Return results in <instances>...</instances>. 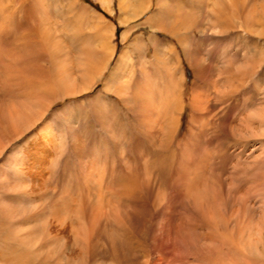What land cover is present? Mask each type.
I'll return each instance as SVG.
<instances>
[{
  "label": "bare ground",
  "instance_id": "6f19581e",
  "mask_svg": "<svg viewBox=\"0 0 264 264\" xmlns=\"http://www.w3.org/2000/svg\"><path fill=\"white\" fill-rule=\"evenodd\" d=\"M55 1L0 0V264H152L153 255L160 264H176L183 202L205 224L209 243L220 242V251L210 246L217 259L245 263L249 256L264 264V171L253 188L262 214L256 218L224 165L207 179L210 158L201 151L216 130L242 139L262 133L254 120L238 114L231 121L228 113L231 89L245 91L256 74L251 54L243 56L247 65H234L226 42L215 41L225 44L220 54L203 43L208 34L232 31L243 39L264 38V0H187L195 7L189 10L182 0H115L116 11L112 0H94L107 15H117L119 25H128L120 35L127 47L110 69L117 27L80 1L60 0L61 12L52 8ZM141 17L150 33L146 40H129L131 23ZM15 20L12 27L22 34L12 39L8 24ZM177 46L194 77L187 92ZM98 82L100 91L89 97ZM75 97L78 113L67 105L50 111ZM117 104L127 129L115 115ZM258 114V124L264 123ZM55 117L63 146L79 163L70 182L66 173L53 177L65 148L60 129L51 128ZM184 124L186 136L179 139ZM91 127L98 134L91 136ZM21 141L24 149L5 152ZM223 149L216 152L225 161ZM243 170L236 168V175ZM221 197L231 206L226 216ZM221 225L228 234H219ZM150 228L160 235L152 253L143 246Z\"/></svg>",
  "mask_w": 264,
  "mask_h": 264
},
{
  "label": "rangeland",
  "instance_id": "374dc122",
  "mask_svg": "<svg viewBox=\"0 0 264 264\" xmlns=\"http://www.w3.org/2000/svg\"><path fill=\"white\" fill-rule=\"evenodd\" d=\"M58 1H59V3L58 2L56 3V1H55L56 5L55 6L52 5V8L55 9V7L57 6L61 12V6L65 2L62 3V1H60V0H58ZM77 1H80L81 5H86L87 8L90 7L89 10H92L94 13H97L98 15L103 16L106 21H108L109 23L114 25L113 27H117V29L115 30V36H114L115 53H114V57L111 61V64L109 66V69L112 68V66H113L114 62L116 61L117 57L119 56L120 52L123 49L125 50L127 47V45H123L120 43V35L125 30H127L128 25L127 26L119 25V23L117 22V15H115V16L107 15V13L104 12V10L101 8V6L99 4L97 5V3H95L94 0H77ZM167 1L171 2L170 0H167ZM182 1H183L184 9L185 8H187V10L195 9L193 3L190 4V2L187 0H182ZM115 2H116L115 0H112V3H113L112 8H113V10L116 11ZM151 3L154 4V0H152ZM153 6L154 5H152V8H153ZM63 10L66 12V6L65 5H63ZM150 12H152V11H150ZM144 20H145V18L141 17V18H139V20L135 21L137 23H135V22L131 23L130 26H131V28L133 27L134 29H132V33H133L132 38H130L129 40H132L135 36H141V35H142V38L144 40H146V38H147L146 35H148L150 33V30H149L148 26L142 25ZM17 22L23 26L26 24V21L23 18L17 20ZM14 24H16V20L9 22V24H8V27L10 30V31H8V37L12 38V39L19 37L22 34V32H18L16 34V31L12 27V26H14ZM192 35L195 36V38L198 37V34H196L195 30L192 31ZM237 36L238 35L236 34V32H233V31L227 33L225 36H223V35H217L216 36L213 34H208L207 39L204 41V43H203V41L201 43H203L204 46L207 45L206 47H208L210 49H214L216 54H220L221 52H223L221 46L226 44L227 47H226V50L225 49L224 50L227 52V56L232 59V62L234 65H236L237 63H243V64L247 65L246 60L243 59V56H244V54H246L247 56H249L251 54L250 56H252V58H253V66L255 64V67H256V74H255V76H253L251 78V80L247 84L245 91H242V92L238 91L237 92L236 89H234L235 91L233 89H231V96H230V99L228 100L231 106L229 108L228 113H229V117H230L231 121H233L232 119L237 118L238 114H239V116L243 115L244 117H248L249 122H252L254 120L253 124H256L255 127L258 130H260L262 133H261V135H258L255 137H248L246 139L245 138L242 139V138H236L234 136L224 134L223 132H221V130H216L215 133H210L209 135H207L208 137L206 136V138H205L206 141H204L205 143L204 142L201 143L202 144L201 145V151H203V152L207 151L208 156L210 158L208 161L209 166L208 165H207L208 167L206 166L207 172H208L206 175V176H208L207 179L209 178V181H210V179H212L211 170L213 168H215V169L217 168V170H220L221 166L224 165L227 178L230 179V182L233 185L237 186V189H239L238 191L240 193L242 191L241 194H243L242 195V197H244L243 200L246 202V205L248 204V209L251 210L249 213L254 212L255 217L257 218L258 215H262V214L259 210V203L260 202H259V200L254 198V195H253L254 189L253 188L256 185V175L258 176L262 171H264V169H263L264 164L262 163V161L264 159V150H261V148L264 149V132H263L264 131V123L258 124L259 121L256 120V117L259 115L258 112L262 113V115L264 116V38H262L261 40H254L255 38L244 37V39H243L242 37H237ZM155 37L157 39H160V40L163 39L166 41H171L172 43L174 42L172 38L167 37L165 34H159V35L156 34ZM215 41H218L219 43L224 41L226 43L219 45V44L215 43ZM13 47H15V46L13 45ZM176 51H178V54L180 55V63L178 64L177 69H178V71H180V69H181V73H182L183 79H184L183 92H185L187 88H190L192 86L191 83L194 81V77H193L192 71L190 70V68L187 65V61L184 58H182V54L179 51L178 46L176 47ZM129 52H130V50H129ZM130 53H132V52H130ZM150 53H151V50L149 51L148 54H150ZM20 54H21V52H20ZM233 56H235V57H233ZM147 57L145 54L144 58H147ZM261 61H262V63H261ZM101 84H102L101 82H98L97 85L94 87L93 91L91 92V94L88 96L91 97V95L93 96V94H95L96 92H99L101 87H102ZM221 84H222V81L217 82L216 86L218 89H220ZM234 84L236 85V83H234ZM231 87L234 88L233 86H230V88ZM101 97H103V98H101L102 101L107 102L106 101L107 98L105 96L101 95ZM186 97H187V94L183 93V99L184 100ZM110 98H113V97L110 96ZM79 101H80V98L75 97V98H71V99L62 101L60 103H56V104H54V106H52L50 111H55L58 109L60 110V109H62V107L67 105V106H69V108L71 110L73 109L72 111L74 113H76V111L78 113V109L75 108V105H76L75 103H77ZM117 105H118L117 106L118 110H117V113L115 115L117 117L119 116V119L121 118V121L123 123L124 128L127 129L128 125H129V121L126 122V120L123 117L124 112L121 110L120 104H117ZM85 106L87 107V104ZM220 109H221V107H220ZM255 111H257V112H255ZM217 113H219V112H217ZM254 113H255V115H254ZM256 113H257V115H256ZM49 116H50V113L46 117H49ZM252 116L254 118H252ZM181 121L183 123L185 122L184 117L182 120H180V122ZM91 123H93V122H91ZM51 125H52L51 126L52 130H54V129L57 130V128H56V127H58V118L57 117H55V119L53 120ZM92 126H93V124H92ZM90 131H91V136H93L92 134H98L96 132V128L91 127ZM186 132H187L186 126L184 124L182 127V130L180 131L177 138L183 139L186 136ZM57 134H58L57 137L59 138L58 141H59V143L61 142V146H63L64 143L62 144V142L64 140V131L61 132V129H60ZM259 136H262V137H259ZM22 142L23 141H21V143L13 144L5 152L13 151L17 145L22 146V148L24 149L25 146L23 145L24 143H22ZM222 142H223V144H222ZM217 143L218 144L220 143L221 146L217 147ZM63 147H65V146H63ZM215 147H217V148H215ZM65 148L61 149L62 152H64V155L61 152L62 157H60V159H58V161H57V165H56L55 173H54L53 177H55V176L59 177V176H61V174L64 175L65 173L68 174V172H69V174L67 176H66V174L64 176L66 177L65 182H70V181L74 180V178L76 177L75 174H77L79 163H77V161L75 159H72L73 156H71L72 153H71L70 149L67 147L65 150ZM109 149H111V148L109 147ZM219 149H223V150H225V152L227 149V154H229V155H227L229 157L228 160L226 159L225 161H223L220 158L219 151H218V153L216 152ZM103 151H104V148H100V153L103 154ZM124 155H125L126 159L128 156H130V154H128V153H125ZM112 160L114 161L113 163L116 164V166H117V164H118L117 159H115V157H113ZM132 160H130V161H132ZM2 161L3 160L0 157V164ZM210 163H211V166H210ZM219 163H220V165H219ZM214 164L216 167L214 166ZM236 168H239V169L245 168V171L243 170L242 177L241 176L238 177L236 175V172H235ZM257 171H260V172L257 173ZM214 173L216 174V172H214ZM68 177H70V178H68ZM68 180H70V181H68ZM220 199H221V201H220L219 210H220L222 215L226 216L230 213L231 206L228 205L226 202H224L225 198L221 197ZM223 199H224V201H223ZM182 204H183L182 205L183 209L182 208L181 209L183 211L179 212L182 215L177 214V218H178L179 225L181 228L180 235H182L180 237H182V238H180L181 241L176 247V249L178 251L179 258H180L179 262H177L176 264H208V263H215V264H217V263H219V264H235L236 263V264H239L240 262L233 260V259H231L232 261L231 260L228 261L229 257L227 260L224 259V261L226 260L225 262H223V259H221V258H219V259L216 258V254L214 253V251L211 252L212 250H211L210 246H213V248L215 246L214 249H216L217 251H220V249H218V246L221 248L220 242L219 241L214 242V241L210 240L211 243H209V241H208L209 239L207 238V235H206L207 228L205 227V224L203 225L201 223V221L199 223V219H197V215L192 213V212H189L186 209V207H184V206H186V202H183ZM252 207L254 208V210ZM237 208L238 207L235 206L233 209L235 210ZM239 210L242 213L246 210V207L245 208L242 207ZM181 218H182V220H181ZM222 227L223 226L221 225V227L218 229L219 234L220 233L228 234L227 231H229V229L228 230L225 229V232H224ZM191 228H194V229L191 230ZM182 230H183V232H182ZM147 233H148V237H147V240L143 241V246L150 251L149 253H152L153 246H157L158 243L160 242V240H159L160 235L157 234L158 238L156 236H154V231L151 232V228H150L149 232H147ZM207 243H209V244H207ZM212 243H214V244H212ZM211 258H212V260H210ZM214 258H216V259H214ZM244 259H245L244 260L245 263H240V264H260L261 263L260 261L250 259L249 256H247ZM139 260L141 261V262L139 261L140 263L143 262L141 258ZM251 260H253V261H251ZM151 261L153 262L152 264H160L157 261V257L154 255L152 256Z\"/></svg>",
  "mask_w": 264,
  "mask_h": 264
}]
</instances>
